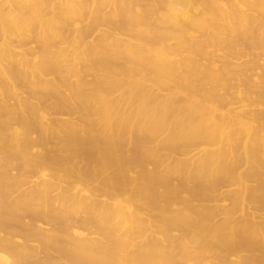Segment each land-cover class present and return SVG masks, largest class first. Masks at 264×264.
Wrapping results in <instances>:
<instances>
[{"label": "bare ground", "instance_id": "6f19581e", "mask_svg": "<svg viewBox=\"0 0 264 264\" xmlns=\"http://www.w3.org/2000/svg\"><path fill=\"white\" fill-rule=\"evenodd\" d=\"M262 55L264 0H0V264H264Z\"/></svg>", "mask_w": 264, "mask_h": 264}, {"label": "rangeland", "instance_id": "374dc122", "mask_svg": "<svg viewBox=\"0 0 264 264\" xmlns=\"http://www.w3.org/2000/svg\"><path fill=\"white\" fill-rule=\"evenodd\" d=\"M93 36H94V34H92ZM92 37V36H91ZM30 45V44H29ZM32 46V47H31ZM31 46H29V48H31V49H33L34 48V45H31ZM28 48V47H27ZM213 55H217L216 53L215 54H213ZM212 55V56H213ZM218 56V55H217ZM263 56V55H262ZM262 56H259V58H258V62L260 61V62H262L263 61V63H260L261 65H259L258 67H260V68H257L256 70H254L255 72H252L251 74H253V75H255V76H262V78L261 79H264V73L262 72V71H264V69H263V67H264V60H263V58H264V56L262 57ZM216 59V58H215ZM245 59L246 58H244L242 61H245ZM248 59V58H247ZM262 74V75H261ZM21 96H24V94H22ZM20 96V97H21ZM264 109V106H263V108H262V110ZM263 115H264V113H263ZM70 116V117H69ZM57 117V119H60V120H63V119H74V117L76 118V115H59V116H55V118ZM52 118V117H51ZM53 118H54V116H53ZM55 148H50V150L51 151H49L48 153L50 154V155H54L55 153V155H57V152L54 150ZM54 150V151H53ZM52 152V153H51ZM55 152V153H54ZM174 182H176L175 180H174ZM223 190H225V189H223ZM224 192V191H223ZM219 195H216L215 196V199L219 202H215V201H212V203L209 205V206H211V207H215V205L217 206V207H219L220 208V206H221V204L222 205H224L223 207H226L227 205V203L225 202H223V203H220V202H222V199H219V198H221V197H223L225 194H223V193H218ZM99 195H101V196H103V194H99ZM98 196V195H97ZM96 196V198H98ZM95 197V196H94ZM104 197V201H106V203H107V200H109V199H111V197L109 198V196H108V198L106 197V196H103ZM95 198V199H96ZM100 198H102V197H100ZM107 198V199H106ZM93 199V198H92ZM98 200H100V199H98ZM102 200V201H101ZM100 200V203L102 202V204H103V198ZM220 200V201H219ZM98 202V201H97ZM109 202H110V200H109ZM105 203V202H104ZM229 205V204H228ZM247 207V206H246ZM248 208H250V206H248ZM251 209V208H250ZM247 212H249V209L248 210H246ZM246 212V213H247ZM251 212H252V210H251ZM146 214H144V218H147V216H145ZM239 215V216H238ZM245 215V214H244ZM221 217V216H220ZM239 217H242V214H237V215H235V216H233L232 217V219H236L237 221L239 220V219H241V218H239ZM90 230H93V228H90ZM1 235V234H0ZM172 235H174V233H172ZM175 235H176V232H175ZM40 257L42 256V254H40L39 255Z\"/></svg>", "mask_w": 264, "mask_h": 264}]
</instances>
